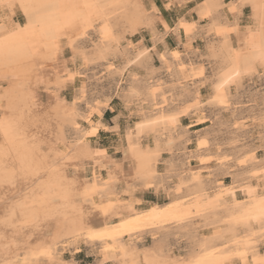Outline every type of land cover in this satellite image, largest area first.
<instances>
[{
    "label": "snow or ice",
    "instance_id": "snow-or-ice-1",
    "mask_svg": "<svg viewBox=\"0 0 264 264\" xmlns=\"http://www.w3.org/2000/svg\"><path fill=\"white\" fill-rule=\"evenodd\" d=\"M121 6L120 0H0V264H75L66 253L70 246L79 250L82 238L92 242L91 251L99 248L104 259L98 264H264V105L251 121L259 125V139L250 141L222 143L209 115L230 107L228 88L241 77L264 79V0H137L136 18L118 31L110 10ZM247 8L255 28L245 26ZM20 12L25 19L18 23ZM175 34L184 51L166 46ZM194 40L203 45L194 47ZM49 60L53 71L45 79ZM90 65L104 69L111 90L89 95ZM169 77L172 91L165 85ZM70 84L74 92L65 97ZM26 85L27 111L13 116L15 90ZM36 89L55 98L64 117H73L71 147L48 138L52 117L40 115ZM113 93L120 112L114 122L136 121L125 152L135 175L127 182L117 178L122 170L112 176L120 163H108L102 159L107 151L92 146L103 127L96 116L115 103ZM25 117L31 128L21 127ZM133 134L149 144L155 139L157 147L135 146ZM164 141L171 160L161 155ZM180 145L193 148L181 156L183 167L175 159ZM81 147L85 156L77 154ZM85 161L106 167L109 179L98 181L93 171L82 184L78 174ZM145 189L176 196L165 207L134 211ZM93 212L104 217L100 229L88 226ZM205 226L210 235L202 236ZM157 229L175 231L177 240L187 241L188 254L172 259L169 241ZM145 230L152 232L153 247L133 249V233Z\"/></svg>",
    "mask_w": 264,
    "mask_h": 264
},
{
    "label": "bare ground",
    "instance_id": "bare-ground-1",
    "mask_svg": "<svg viewBox=\"0 0 264 264\" xmlns=\"http://www.w3.org/2000/svg\"><path fill=\"white\" fill-rule=\"evenodd\" d=\"M149 2H151V0H149ZM189 2H190V0H189ZM120 3L122 5L120 8L111 9L110 11L116 13V15H114L112 17L113 24L115 26H117V29H118V27H121L122 30H123L124 25L126 23H128L130 20L136 18V16H137V9L134 7V5L137 3V0H120ZM248 14H249V16H248V20L245 21V26H247V23L249 22L255 28L257 26V22L254 19H250L251 16H252L251 8H249V13ZM20 15L23 17V21H24L25 17L23 16V12H20ZM243 16H245L244 12H243ZM17 22L20 23L18 19H17ZM118 30H120V29H118ZM221 56H222V59H226V54L221 53ZM222 65H223V62H221V65H219V67H218V69L216 71V74L219 73L220 68L222 67ZM42 71H43V74H44V78L47 79L48 78V74H50L53 71V65H52V62L50 60L49 61H45V68ZM243 77H245V76H243ZM243 77H241L239 80H237V82L234 83V84L240 85L241 80H242ZM247 77H249L250 79H252L254 77L262 79L259 75L247 76ZM31 85L33 87H35V85H36V74H34L32 76V78H31ZM70 86H71V84L69 85V87ZM230 86L228 88L227 95L229 94ZM3 87H7V84L5 83L3 85ZM36 90L38 91L40 102L42 104V108L40 109V115H43L44 112H47L49 114V116L52 117V120L50 122L51 123V127H50L49 130H46L48 132V135L50 136L52 134V132H57V134L61 135L64 138V133H65L66 130L72 131V119H73V117H64L63 114L60 113L56 109V106H55V103H54V99L55 98H49L48 94L44 98L42 96V94L44 93L43 90H40V89H36ZM26 91H27V85L24 88H18V89L15 90L14 98L12 100L13 111L10 113L11 115L19 116V111H18L19 109H25V111H27ZM73 92H74V90H73ZM228 110H229V108H228ZM223 112H226V110L222 111V113ZM102 113L99 115V117H101ZM234 113H235L234 111H231V114H229V116L227 118V121L230 122V126L229 127H231V131L235 135V136H233L232 139H237V138H239L241 136H247V137H250L251 139L253 138V136H255L256 139H259V134H260L259 125L258 124H252L251 121H252V119L258 117L260 114H252L251 116L246 117L244 115L236 116V114H234ZM221 114H220V116H221ZM45 119H47V117H45ZM96 121H97V123L101 122L100 118L97 119ZM245 121H248V123L245 124L244 123ZM135 123L133 124V126L131 128H127V130L125 131V135H124L125 145H124V148L122 149V153L123 154H122L121 162H118V163H120V169H115L114 168L113 172H112V176L115 177L116 176V172L122 170L124 172V175L121 176V177H117V178L121 179L124 182L128 181L129 176L135 175L134 169H132L130 167V159L126 158V155H125V152L128 149V147H129V136H128V134H129L130 129H135ZM235 124H240L241 127L240 128H234L233 125H235ZM58 125H59V127H57ZM21 127L22 128H25V127L26 128H31L32 127V121H30L27 117H25V119L21 122ZM115 131H117L116 128H115ZM73 133L75 134L74 131H73ZM49 136H48V138H49ZM227 136H229V135H227ZM231 137H232V135H231ZM132 138H133V142H134L135 146H137V147L142 146L145 150H147L149 147H151L152 149H155L157 147V141L155 139H153V142H151V144H149V143H143L142 140L137 141V139H136L134 134H133ZM144 138H147V137L145 136ZM232 139L229 138V140H227V141H230ZM243 139H245V138H243ZM224 141H225V139H224ZM222 143H223V141H222ZM166 144H167L166 141L162 142V144H161L162 151L163 150H168V151L171 152V148H166L165 147ZM41 147H42V150H44L42 145H41ZM183 148L185 149L186 145H183ZM192 150H189L187 152H183V155H190ZM46 151H47V149H46ZM77 154L80 155V156H85L87 154V149L86 148H82V147L78 148L77 149ZM128 155L130 157L131 153H129ZM161 155H162V153H161ZM102 159H106L108 163H112L113 161H116V160L112 159L109 156H107L106 158H102ZM93 164L95 165L94 161H93ZM183 166L184 165L182 163L180 165V167H183ZM193 167H195V165ZM93 171L95 172V176H96V179L98 181L108 180L109 179V171H108V169L106 167H103V168L98 167V169H97L94 166L93 170H92V174H93ZM102 171L105 172L104 175L101 173ZM78 175H79V180H80V182L82 184L85 183L87 180H89L92 177V176L91 177L89 176V178L87 177L86 165L84 163L81 164V171L79 172ZM136 183H138V181ZM229 183H231V179H230ZM124 186H126V184ZM112 187H113V189H115L118 186L113 184ZM152 190L157 193L156 189H152ZM145 191H147V189L142 190L139 193V196H138V198L141 199L142 201L144 200ZM160 191H163V193H165L167 195H170L171 196L170 199L168 201L164 202V203L149 204L147 207H144V208L135 207L133 210L134 211H145L149 207H165L176 196V193H174V192H171V193L170 192H166L164 189H161ZM189 191L190 190L186 189L185 190V194H187ZM241 196H243V193H241ZM99 199H100V197H97V201L98 202H99ZM109 220L115 221V223H119L120 222L115 216L109 217ZM87 221H88V226L89 227H93L95 229H100V228H102L104 226V217L99 212H93L91 216L87 217ZM156 231L158 233H160L164 238H166L169 241V247H170V250H171V253H172V256H171L172 259H175L177 257H180V256L188 254L187 251H186V249L188 248L187 241H185L183 238L177 240L175 231H173L171 235H168V233L165 232V230H163V229H157ZM200 234L202 236H207V235H210V232H209L208 228L205 226V227L201 228V233ZM133 235L136 236V242L133 243V245H132L133 249L142 250L144 248L153 247V243L154 242H153V240L151 238V236H152V232L151 231L145 230L144 232H141L139 234L133 233ZM147 237L148 238L150 237V243L148 245H145L143 243L144 245L142 247H140L139 243L142 242L143 240H145ZM121 239L127 241L129 239V237L127 235H125V236L121 237ZM96 243L99 244L100 242H96ZM210 243H211V241H210ZM79 245H80L79 250H76V248L74 246H70V251H68L66 253V257H70V259H68V260H74L75 261V259H74L75 255L77 253H79L82 250V248H84L88 253H92L95 256H99L101 258L100 261L104 259L103 255L99 254V248L96 249V252L91 251L92 242L85 243L84 239L82 238L79 241ZM157 247H159V245H157ZM75 264H76V261H75ZM117 264H118V262H117Z\"/></svg>",
    "mask_w": 264,
    "mask_h": 264
},
{
    "label": "rangeland",
    "instance_id": "rangeland-1",
    "mask_svg": "<svg viewBox=\"0 0 264 264\" xmlns=\"http://www.w3.org/2000/svg\"><path fill=\"white\" fill-rule=\"evenodd\" d=\"M248 13H249V8L244 10V15H245L243 16L244 21L248 20V16H249ZM17 19L19 20V22L23 21V17L20 14L17 17ZM168 19L171 20L172 16H169ZM118 29H117L118 31H122L121 27H118ZM148 40L150 43V36L148 37ZM202 45H203L202 41H198V40L193 41L194 47H201ZM167 46L170 48H174V49L179 48L181 51H184L183 44L180 41L179 34L178 35L175 34L169 37L167 39ZM192 55L194 58V53ZM185 59H188L187 55L185 56ZM218 67L219 65L217 66L216 71ZM207 71L212 72L213 70L209 68L207 69ZM85 72L88 74L87 80H88V83L91 85V91L89 92L90 96L94 92L97 94H103L106 90H111V84L109 83L110 77H105L101 75V73L104 72V69L102 67H99L97 65H90L88 69L85 70ZM94 76L98 77V79H93ZM210 78L211 77H209V79ZM171 83H172L171 78L170 77L166 78L165 85H166L167 91L173 90L170 87ZM73 90L74 89L70 86L67 90L63 92L64 96L66 97L71 96L73 94ZM167 91L165 92V94H167ZM209 91H210V87L206 89H201L202 96L207 97ZM46 95H47L46 92L42 94L44 98L46 97ZM144 98L145 100L149 99L147 94H145ZM228 98L230 101L229 110L226 109V112L222 113V111H219V109H217L214 115L211 112L209 113V115L213 116V121L216 124V130L217 132L220 133L221 142L223 141V143L227 142L229 138L232 139L233 136H235L231 131V127H229L230 122L227 121V118L229 114H231V111H234L235 112L234 114H236V116L244 115L248 117V116H251L252 114H261V107L262 105H264V80L257 78V77L250 79L249 77L245 76L242 78L240 85L232 84L230 86ZM169 99H171V96H169ZM113 100L115 101V103L111 107L105 109L101 117H99V115L96 116V120L100 118V120L103 122V127H101L97 136L92 140V146L93 148H95L96 146H99L101 149L107 151V154H108L107 156L111 157L117 162H121V158L123 154L122 149L124 148V145H125V139H124L125 131L127 130V128H131L136 121H133L131 122V124H129V121L125 119L123 120L122 124L117 125L114 121L117 119V117L120 116V112H119V98L115 96V93H113ZM152 107H153L152 105H149V108H152ZM217 116L219 117L218 120L216 119ZM186 119L191 121V118H186ZM207 126H210V125H200L199 127L204 128ZM185 127H187V125H185ZM115 128L117 131H115ZM189 131L191 133L192 139L195 140L197 138V128L193 127ZM49 138L50 139L59 138L61 140V143H66L68 147H71L74 143L75 134L73 133V131L66 130L64 133V138H63L61 135L57 134V132H52ZM243 138H245V140H251V138L247 136L239 137V139H243ZM142 141L143 143H149L148 138H143ZM178 141H179V138H177V142ZM151 142H153V140ZM42 146H43L44 151H46V145H42ZM186 148L185 150L183 148V145L179 146V148L178 147L175 148V151L177 153V156L175 157V159L179 162V166L183 163V160L181 159V155H183V152H187L193 149L192 147H189L187 145H186ZM161 153H162L163 160L172 159L170 151L163 150ZM84 164L86 165V173H87V177L89 178V176L90 177L92 176V170L95 165L93 164V161L92 162L85 161ZM195 164L196 162L193 161V166ZM159 167L161 170H163V163H161ZM95 168L98 169V167H95ZM101 173L104 175L105 172L102 171ZM227 179L229 182L230 178H227ZM170 197H171L170 195L163 193V191L156 193L152 189L147 190L145 191L144 200L142 201V205L136 206V207L144 208V207H147L149 204L164 203L168 201ZM140 243H139L140 247H142L144 244L148 245L150 243V237L149 238L147 237L145 240H143ZM66 259H70V257H66ZM74 259L76 261V264H98L101 258L99 256L93 255L92 253H88L84 248H82V250L75 255Z\"/></svg>",
    "mask_w": 264,
    "mask_h": 264
}]
</instances>
